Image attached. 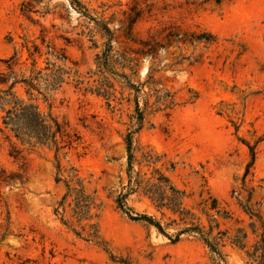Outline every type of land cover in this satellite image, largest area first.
<instances>
[{"label":"rangeland","instance_id":"1","mask_svg":"<svg viewBox=\"0 0 264 264\" xmlns=\"http://www.w3.org/2000/svg\"><path fill=\"white\" fill-rule=\"evenodd\" d=\"M23 1L0 0V58L16 49L22 62L33 44L45 51L50 42L65 49L69 65L83 76L96 69L105 39L69 0L35 3L32 20L20 10ZM80 2L110 26L113 68L139 91L116 83L110 104L74 82L55 91L53 114L80 137L68 150L31 146L0 130V264H214L198 238L185 235L173 243L117 208L126 181L125 135L136 126L137 100L144 113L143 128L134 135L138 161L146 148L163 154L158 167L187 191L190 206L209 194L217 197L230 212L222 219L230 237L248 225L239 206L248 191L254 208L264 212V0ZM199 34L213 40H198ZM118 53L129 60L125 67L113 61ZM58 164L62 178L75 170L101 203L92 222L115 259L73 231L86 235L88 228L83 231L70 209L72 227L55 214L65 190L55 181ZM128 204L160 217L136 194ZM223 251L227 264H248L230 242Z\"/></svg>","mask_w":264,"mask_h":264},{"label":"trees","instance_id":"2","mask_svg":"<svg viewBox=\"0 0 264 264\" xmlns=\"http://www.w3.org/2000/svg\"><path fill=\"white\" fill-rule=\"evenodd\" d=\"M40 1H23L21 12L32 20V13L37 12L35 3ZM69 3L79 16L87 17L89 22L94 24L93 29L105 39L104 49L96 57V69L89 70L87 77L83 76L78 68L69 65L64 48L50 42L46 43L45 51L40 45L33 44V49L28 48V56L22 62L16 49L11 56L0 58V130L9 132L22 143L48 146L56 152L72 148L80 137L53 114L51 98L55 91L74 82L75 86L105 98L109 104L111 100L116 99V83H120L122 88L139 91L124 72L119 73L113 68L111 53L114 33L108 23L92 16L80 0H69ZM202 35L199 34L196 38L213 40L211 34L206 37ZM41 41L42 44L45 43L44 38ZM145 44L151 45V42L146 41ZM113 61L125 67V62L129 60L125 54L118 53ZM133 117L136 126L129 129L125 135L126 181L122 182L121 190L115 198L117 208L132 221L154 226L173 243L179 242L185 235L198 238L212 253L214 264H227L223 251L227 242L244 251L248 264H264V212L260 208H254L252 192L248 191L245 203L239 200L240 208L248 216V225L237 227L233 237H230L228 230L222 227V219H229L230 212L221 206L217 197L209 194L197 205L190 206L186 203L187 191L174 185L168 174L158 167L163 161V154L146 148L142 150L141 159L138 161L134 135L143 128L144 113L137 100ZM254 158L255 152L252 150V160L244 173L243 182ZM137 161L138 168L135 167ZM60 170L61 165L58 164L55 181H62L65 190L54 208L55 214L63 224L72 227L66 217L70 209L72 217L81 225L83 231L88 228L86 235L75 228H72L73 231L78 236L100 245L115 259L113 253L103 244L97 224L92 222L93 218L98 216L101 203L97 202L96 195L88 189L75 170L68 178H62ZM132 194L146 199L149 205L160 213V217L136 211L128 204V198ZM169 228H174L175 231L168 234L166 229Z\"/></svg>","mask_w":264,"mask_h":264}]
</instances>
